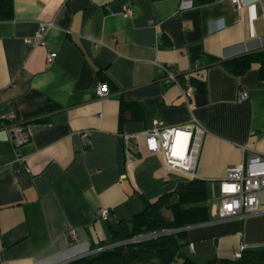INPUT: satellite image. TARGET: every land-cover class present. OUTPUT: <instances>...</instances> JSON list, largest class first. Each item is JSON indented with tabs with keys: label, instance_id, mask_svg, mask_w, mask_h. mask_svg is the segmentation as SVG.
I'll list each match as a JSON object with an SVG mask.
<instances>
[{
	"label": "crops",
	"instance_id": "0c3cea01",
	"mask_svg": "<svg viewBox=\"0 0 264 264\" xmlns=\"http://www.w3.org/2000/svg\"><path fill=\"white\" fill-rule=\"evenodd\" d=\"M181 1L14 0L13 17L0 20V264H62L109 242L119 221L187 179L147 150L143 132L154 119L205 127L195 173L209 218L186 227L193 249L185 252L204 262L264 246V190L258 212L218 217L226 169L264 152L259 63L241 74L223 64L264 49V0L240 9L229 0ZM45 22L43 45H30ZM48 51L56 53L50 62ZM159 64L191 87L188 103ZM99 81L109 95L95 94ZM9 113L29 136L19 146ZM125 134L137 136L127 142Z\"/></svg>",
	"mask_w": 264,
	"mask_h": 264
},
{
	"label": "trees",
	"instance_id": "16d2710c",
	"mask_svg": "<svg viewBox=\"0 0 264 264\" xmlns=\"http://www.w3.org/2000/svg\"><path fill=\"white\" fill-rule=\"evenodd\" d=\"M203 1V0H202ZM14 0H0V20L13 17ZM252 61L259 63L264 79V49L244 53L223 61L235 74L244 72ZM127 105L121 100V106ZM209 206L205 181L188 177L175 189L161 193L136 212L130 220H121L111 231L110 240L91 244L89 252L62 264H264V246L242 248L237 258L193 259L184 250L189 242L186 227L208 220ZM152 233L148 237H134Z\"/></svg>",
	"mask_w": 264,
	"mask_h": 264
},
{
	"label": "built area",
	"instance_id": "2783aa9c",
	"mask_svg": "<svg viewBox=\"0 0 264 264\" xmlns=\"http://www.w3.org/2000/svg\"><path fill=\"white\" fill-rule=\"evenodd\" d=\"M229 1L236 8L240 9L245 5L253 4L256 0ZM192 5V0H183L180 2L179 8H187ZM124 13L130 15L132 13L131 7L128 5L125 6ZM49 25V22H45L40 27L42 35L40 37H29L27 39L28 43L30 45H43V35ZM55 54L54 51L46 52V61H52ZM158 68L164 72L168 79L180 85L183 101L188 103L191 97V87L187 84H182L165 65L159 64ZM110 93L111 89L105 81H99L97 83L95 87V94L97 96H107ZM247 96V91L244 89L241 90L240 98L245 99ZM13 117L14 115L12 113L7 115L9 122L6 128L13 144L19 146L25 143L29 139V136L24 125L14 121ZM143 133L145 135V145L149 152H161L168 167L182 171L190 178L196 176L195 168L205 133V127L201 122L193 119L189 124L184 126H170L164 124L159 119H154L152 126ZM136 136V134H125L123 135V139L128 142ZM80 138L83 145L89 142L85 131L80 132ZM126 149L128 151L131 150L129 147ZM262 190H264V152L250 156L241 163L229 166L226 169L225 177L219 182L220 204L218 207V217L220 219L244 217L258 212ZM106 213L107 210L104 208L98 210L100 216L104 217ZM69 234L74 236V229H69ZM151 235L153 234H143L134 237L132 240H138ZM192 247V243H189L188 248L192 250ZM240 250L233 254L234 258L240 256Z\"/></svg>",
	"mask_w": 264,
	"mask_h": 264
}]
</instances>
